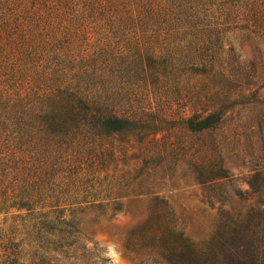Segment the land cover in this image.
I'll use <instances>...</instances> for the list:
<instances>
[{"label": "trees", "instance_id": "1", "mask_svg": "<svg viewBox=\"0 0 264 264\" xmlns=\"http://www.w3.org/2000/svg\"><path fill=\"white\" fill-rule=\"evenodd\" d=\"M234 32L264 40V0H0V217L34 244L27 262L0 229V264H107L78 217L112 218L130 196L147 201L124 243L138 264H264V56L242 60ZM248 107L262 165L208 240L186 236L159 193L96 186L107 165Z\"/></svg>", "mask_w": 264, "mask_h": 264}, {"label": "rangeland", "instance_id": "2", "mask_svg": "<svg viewBox=\"0 0 264 264\" xmlns=\"http://www.w3.org/2000/svg\"><path fill=\"white\" fill-rule=\"evenodd\" d=\"M230 40L244 61L257 51L264 56V40L255 39V43L240 32L231 34ZM256 115L250 107L237 108L214 133L167 135L163 141L166 146L155 150L153 156L142 159L127 155L118 165H107L96 186L100 193H159L168 201L186 236L194 241L208 240L221 211L246 206L235 193H250L248 177L262 165L261 138L253 126ZM158 137L161 140L162 135ZM160 140L151 150L160 147ZM219 174L226 177L214 179ZM203 193H219L227 201L210 198L209 203ZM123 202L126 203L123 211L112 218L109 210L105 215L95 211L78 217L83 237L100 250L103 259L109 260L107 264H113L108 254L110 246L119 253L120 264H138L125 255L124 243L128 234L146 219L147 201L145 197L130 196ZM0 220V229L8 243L22 248L27 262L33 259L34 244L27 237L30 231L15 226L9 217Z\"/></svg>", "mask_w": 264, "mask_h": 264}, {"label": "clouds", "instance_id": "3", "mask_svg": "<svg viewBox=\"0 0 264 264\" xmlns=\"http://www.w3.org/2000/svg\"><path fill=\"white\" fill-rule=\"evenodd\" d=\"M108 254L113 258V264H120L119 253L115 251L114 246H110Z\"/></svg>", "mask_w": 264, "mask_h": 264}]
</instances>
